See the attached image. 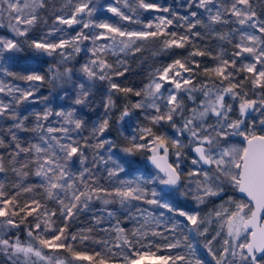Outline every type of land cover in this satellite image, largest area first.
<instances>
[{
	"label": "snow or ice",
	"instance_id": "6c2138e0",
	"mask_svg": "<svg viewBox=\"0 0 264 264\" xmlns=\"http://www.w3.org/2000/svg\"><path fill=\"white\" fill-rule=\"evenodd\" d=\"M68 2L71 4L72 0ZM116 3L119 5L121 0H116ZM123 6L132 12H136L138 8L169 13L176 20L185 22L179 26L186 25V32H168L167 29L174 21L163 15L155 18L156 23L147 22L144 25L147 30H127L107 20L93 19L97 11L93 0H78L70 16L57 15L53 22L54 25H66L69 28L81 25L74 36L65 38V29L54 26L44 36L29 41V33L40 20L38 10L46 7L45 0H0V18L7 13V27L12 33L10 38L0 37V73L13 79L32 82L31 87L23 89L6 85L0 80V93L13 95L16 105L13 107L0 101V118L7 117L13 121L7 129L13 143L9 145L4 139H0V148L13 149L9 153L11 171L21 181L30 175L38 179L37 184L13 185L17 191L11 196L4 190V183L0 182V218H3L0 228L19 229L25 224L27 236L31 241H35V244L25 245L18 235L14 240L0 237V246L9 260L20 254L26 258L34 255L47 260L50 257L42 255V249H62L70 253L73 260L89 261L90 264H109V261L117 256L113 248L108 247L109 241H93L103 244L106 254L102 255L97 251L94 255H89L84 251H77L69 241L84 244L90 237L83 232L79 235H69L66 231V222L69 219L83 212L93 211L91 205L93 201L98 200L105 206L118 204L120 209L128 213L130 219L135 220L138 215L144 217V223L131 232L119 227V223L113 229L116 233V243L113 247L120 249L122 264H141L146 256L156 255L154 252L141 250L151 246V241L147 245L143 243L149 232L142 229L149 220L159 225L164 212L161 211L157 217L133 202H143L183 217L191 225L190 231L206 236L208 228L204 227L201 231L206 221L198 213L178 207L174 203L173 194L186 198L191 194L192 199L203 204L209 197H219L231 190L233 195L225 202L230 208L221 204L215 212V217L221 221V230L226 228V238L223 239L219 255L212 245L221 235L220 231L211 239H206L204 247L215 264H264V92L258 93L257 98L252 99L244 89V84L249 81L253 89H264V19H258L251 0H228L227 3L225 0H188L187 6L197 9L189 13L194 18L191 21L189 15L180 16L169 7L146 0H136L135 7L130 0H123ZM106 11L122 21L139 22L134 21L132 16L127 15L118 6L109 4ZM232 23L238 27L228 32L216 31L215 26ZM198 26L205 28L216 39L233 44L236 49L232 53L233 58L226 59L222 48L215 55L211 51L197 48L192 42V37H202L201 32L194 31ZM86 29L90 31L86 32ZM96 29L102 31L96 32ZM57 33L61 35L58 40L54 39ZM161 36L165 37L162 41L164 51L172 48L182 49L190 44L194 50L184 61L176 59L167 66L156 69L151 81L141 90L122 87L116 83L113 77H122L128 71L124 66L126 61L117 60L113 65L105 58L106 55L109 52L114 56L139 52L141 49L136 46L137 41ZM85 41L90 42L91 47L82 48L81 45H84ZM98 41L107 43L98 44ZM25 44L37 57L58 55L61 57V63L74 58V54L81 51L91 54L79 69L83 80H74V71L70 67H65L63 71L57 69L51 77V81H55L59 87L69 86L74 91L75 95L69 108L61 106L54 109L48 104L47 96L36 97L39 89L35 82L44 83L45 75L31 69H25L22 73L12 72L6 67L9 62H16L17 54L24 51ZM195 56H209L217 62L214 67L203 69V75L209 77L211 86L209 83H195L200 62L189 60ZM237 58L240 59L239 67ZM257 65L260 66L259 69ZM121 68L123 70H120ZM232 69H235V72ZM239 72H246L251 76H245L237 83L235 78ZM182 73H187L188 76L185 77ZM217 79L219 83H216ZM97 81L108 82V93L103 103L104 114L93 122L89 135L85 137L81 133L87 127L88 121L82 109L91 107L92 90ZM165 84L172 87L165 89ZM162 89L168 94L165 95ZM181 92L193 102L197 99L194 95L196 92L202 93L204 97L196 107L189 110L187 117L183 115L185 103L184 98L179 95ZM15 93L19 95L15 96ZM117 93H123L125 97L128 94L142 97L132 103L131 107L124 105L117 118L118 123L132 117L133 110H140L150 125L132 128V134L126 137L129 146L122 149L124 155L119 158H116V153L113 152L115 143L107 138L101 139L110 128V113L116 107L114 96ZM37 100H42L46 105L41 111L21 114L16 110L26 102L35 103ZM234 111L237 113L235 117L232 115ZM177 115L182 119L180 125L175 122ZM30 118H34L32 127L26 123ZM163 124H169L174 130V135L153 130ZM17 131L35 133L36 142L29 141L27 146H23ZM179 137H186L187 143ZM232 138H239L240 142L232 143ZM93 140L96 142L92 143ZM88 148L94 153L91 167L87 166L89 157L85 154V149ZM105 148L108 153L106 157L99 153L100 149ZM186 148L195 155L189 157L185 152ZM170 149L171 154L175 156L172 162H169ZM140 152L150 153L147 160L154 167V173L137 174L132 179L118 180V186L111 189L99 183L96 175L99 164L111 163L112 167L105 169L107 177H119L120 173H125L127 168L136 163L130 157ZM21 155L24 159L19 161V167H16L17 158ZM3 161L4 156L0 154V173L8 171ZM36 188L43 190L45 200L55 201L59 205V214L65 221L63 227L54 226L53 217L56 216V211L49 210L40 200L32 198L25 200L23 204L20 203L21 193H33ZM236 194H239L240 199H234ZM101 211H106L109 217L115 215L114 211L106 207ZM29 216H34L35 219V223L30 226L26 225ZM94 219L97 224L102 222L100 217ZM207 222L211 223V220ZM179 227V223H174L171 231L175 232ZM87 231L90 232L91 229ZM49 232L52 233L50 237L46 235ZM150 234L153 237L162 235L155 230ZM184 240L187 241L188 237L185 236ZM137 245L140 247L137 248ZM179 246V241L166 245L167 248ZM186 247L189 249V256L168 255L159 256L157 259L160 264H177L178 261L180 264H207L196 255L192 243H187ZM57 264L65 262L61 260Z\"/></svg>",
	"mask_w": 264,
	"mask_h": 264
},
{
	"label": "rangeland",
	"instance_id": "374dc122",
	"mask_svg": "<svg viewBox=\"0 0 264 264\" xmlns=\"http://www.w3.org/2000/svg\"><path fill=\"white\" fill-rule=\"evenodd\" d=\"M78 0H72V3L69 4L68 0H45L46 7L43 9L38 10V15H40V27L37 29L36 34H32L35 30H32L27 39L30 41L33 38H40L44 36L48 30L54 26H59L65 29V38H70L76 34L77 31L80 30L81 25H73L72 27H68L66 25H54L55 17L57 15L61 16H70L71 12L74 9L75 3H77ZM93 3L95 4L97 11L92 17L93 19L97 21L107 20L110 23H116L118 26L127 29V30H136V31H143L147 30L144 28V25L152 21L153 23H156L155 18L157 16H168L170 19H173L174 23L173 25L169 26L167 29L168 32L175 31L178 34H184L186 32V25L184 27H181L179 25H183L184 21H178L175 17H172L169 13H163V12H156L153 10H142L138 9L136 12L130 11L128 8H124L123 6V0H121V3L117 5L116 0H93ZM130 3H132L133 7L136 5V0H130ZM253 8L255 9V6L258 5L257 17L258 19H264V0H252L251 1ZM112 4L114 6L120 7L127 15L132 16L134 21L139 22H132V21H122L118 17H115L112 13L106 11V6ZM179 11L178 13L180 16L189 15L191 11H197L195 7H189L188 0H178ZM159 5V4H158ZM242 7V6H241ZM98 13H101L100 16H97ZM44 14H47L46 17H43ZM189 15V20H193ZM234 20V18H231ZM8 24V18L7 13L5 12L3 14V17L0 18V37H11L12 33L10 32L9 28L7 27ZM216 31L218 32H228L232 28L238 27L236 24L232 23L231 25H217ZM90 31L88 29L85 30ZM96 32L102 31L99 29L94 30ZM194 31H199L202 33V37H192L193 44L201 49V50H207L211 51L213 55H215L217 52L220 51V49H224L225 51V58L231 59L232 53L236 51L233 44H229L227 41H220L216 39L211 33H208L205 28L197 27V29H194ZM259 35V33H257ZM61 38V35L59 33L56 34L54 39L58 40ZM21 40L25 38H20ZM165 39V37L161 36L158 38H149L148 40L143 41H137L138 47H140L139 52H127V53H120L118 56L112 55L110 52L106 55V59L109 63H112L115 65L117 63V60L126 61L125 67L128 68L127 72H134L140 74L143 79V86L142 89L147 85L152 77L155 75L156 69L163 68L167 66L168 64L172 63L176 59H181L182 61L185 60V58L189 57V53L194 50L192 44L187 45L185 48L178 49V48H172L167 51L162 50V41ZM98 44L107 43V41H98ZM235 43V41L233 42ZM85 46L91 47V43L88 41L84 42V45H81L82 48ZM71 51V49H69ZM91 54L87 53L85 51H81L79 54H74V58L61 63V57L58 55H54L53 57L48 56H40L37 57L31 49L28 48L27 44L24 45V51L22 53L17 54L18 59L16 62H9L6 67L9 68L12 72L22 73L25 69H31L40 72L41 74L45 75V82H35L36 87L39 89L38 91L42 89H49L50 95L47 96L48 104H50L54 109H58L59 107L63 106L65 109L69 108L72 105V99L75 95L74 91L69 87L65 86L64 88H61L57 85L55 81H51V77L54 74V72L59 69L60 71H63L65 67H70L74 71V80H83L82 74L79 72V69L82 64H84L89 58ZM247 56V54H245ZM249 61L251 58H248ZM189 60H195L200 62V69L197 70V75L195 76V83L199 85L200 83H209V77H206L203 75V69L205 67H214L216 65V61L210 58L209 56H195L189 58ZM46 64V65H45ZM240 65V59L237 58V67ZM259 65H257V68L259 69ZM120 70H123L122 68ZM232 71L235 72V69H232ZM183 76L187 77V73H182ZM245 76H251V74L246 72H239L236 75L235 82L239 83L244 79ZM114 81L118 84H120L122 87L124 85L123 82V76L122 77H113ZM0 80H2L6 85L10 86H19L23 89H28L31 87L32 82H24L18 79H13V77L6 76L3 73H0ZM51 81V82H50ZM219 83V80H216ZM227 84V81H225V85ZM172 87L171 85L165 84V89ZM165 89H162V92H164L165 95L168 93L165 91ZM244 89L247 90L249 98L256 99L257 94L264 92V89L256 88L253 89L252 85L249 82H246L244 84ZM36 92V94L38 93ZM65 92H67V95H65ZM93 93L99 94L98 96H92V105L90 108L82 109V113L85 116V119L88 121L87 127L82 131L81 135L87 137L89 135L90 128L93 124V122L97 121L99 118H101L104 114V98L108 93V82L107 81H97L95 83V86L92 90ZM185 93L181 92L179 95L184 98L185 103V114H190L189 110L191 109L190 103L186 101V98L184 96ZM15 96H18V93L14 94ZM36 97H45V96H36ZM97 98V99H95ZM114 99L116 100V107L111 111L110 113V128L109 130L104 134L101 139L107 138L112 140L116 147L113 149V152L116 153V158H119L120 156L124 155L122 152V149L124 147H128L129 143L126 137H128L130 134H132V128L138 127V126H150L148 121L144 119V117L141 115L140 110H133V116L126 118L124 122H117V118L120 115L119 108H123L125 104H128L129 107H131L132 103L137 102L138 100L142 99V97H137L135 95L130 96V94L125 97L123 93H117L114 96ZM0 101H3L5 104H11L13 107H16L15 100L13 98V95H9L7 92L0 93ZM100 101L102 102V105L100 104ZM45 103L42 100H37L35 103L26 102L23 105H20L16 110L19 111L21 114H27L29 111H41L45 107ZM102 106V107H100ZM236 112L234 111L232 113L233 117L236 116ZM258 115V114H257ZM112 119H115V121H111ZM55 120V118H53ZM175 122L180 125L181 124V117L177 115L175 117ZM211 122V121H210ZM13 121L8 119L7 117L0 118V139H4L6 144L11 145L13 142L11 141L10 135L7 134V129L12 125ZM29 127H32L34 123V118H30L28 122H26ZM58 126V125H57ZM131 126V127H130ZM157 133L164 132L168 135H174V130L171 128L169 124H163L162 126H156L153 129ZM17 136L20 138L23 146H27L29 141L36 142V134L33 132H20L17 131ZM184 143H187L186 137H179ZM92 143H95L96 141H91ZM239 138H232V143H239ZM107 147V146H106ZM11 148V147H10ZM12 149V148H11ZM13 150V149H12ZM170 149V160L171 162L175 160V156L171 154ZM185 152L189 157L194 156L193 153L190 151L189 148L185 149ZM99 153L101 155H104L105 157L108 155L106 148L100 149ZM0 154H3L2 148H0ZM85 154L89 157V163L88 167H91V159L93 156V150L91 148L85 149ZM150 153L147 152H140L137 153L134 157H130V159L134 160L136 163L133 167L127 168L125 173H120L119 177H114L109 179L107 177V171L105 170L107 167H112L111 163L108 165H104L103 163L99 164L98 169L96 170V175L99 178V183L102 184L106 188H113L117 187L118 180L121 179H132L137 174H148V173H154L155 169L152 168L148 164L147 156ZM4 155V154H3ZM10 160L5 159L4 156V165L8 169L5 173H0V182L4 183L6 185L7 183H10L11 187L17 183H22L23 185H28V177L24 178L23 181L19 177L16 176L15 173L11 171L12 165L9 162ZM187 163V162H186ZM18 167V166H16ZM75 167H78V165H75ZM187 167L185 168V171H187ZM35 178V177H34ZM37 179V178H36ZM10 180V182H9ZM38 180V179H37ZM105 180V181H103ZM186 183V182H185ZM194 187V186H189ZM14 188V187H13ZM6 191V189H4ZM182 190H184L182 188ZM7 192V191H6ZM26 197H22V199L25 201L32 199L31 193L25 194ZM233 193L231 190L228 192L222 194L219 197H209L205 203L199 204L196 200L192 199L191 194L186 198L184 196H180L178 194H173L174 203L178 207H183L186 211L190 212H196L199 214V216L206 221V223L201 227V231H203L204 227L208 228V234L206 236H201L196 232L190 231L191 225L188 224V222L178 215H175L173 213H168L164 209H158L156 206L144 204L143 202H133L137 204L141 209L147 210V212L153 213L155 216L159 217V213L161 211L164 212V217L160 218L161 222L159 225L149 220L148 224L145 225L144 229L142 231H148L149 236L146 240L143 241L144 244H148L149 241H151V246L148 249H141V250H148L150 252H154L155 256H146L141 264L145 261H159L157 257L159 256H177V255H184L189 256V249L186 247L187 243H192L193 246L196 249V255L202 259H204L207 264H215V261L212 260L211 255L207 252V249L204 247V244L206 242V239H211L213 235L216 234L217 231L221 232V235L217 238L216 241L213 242L212 248L216 252L217 255H219V251L222 246L223 239L226 238V228L224 230H221V221L218 220L215 217V212L219 210L220 205L224 204L225 208H230V205L225 203L228 200L229 196H232ZM234 199H240V196L236 194L234 196ZM21 204L23 202H20ZM55 204H57L55 202ZM93 211H87V213H91L94 217H100L103 224H106L105 227L106 232L103 235L102 233H98L96 230H91L88 232L87 230L83 231L84 234L88 235L90 239L86 241L84 244H80L79 241H69L73 243L74 248L77 251H84L89 255H94L95 252H101L102 255L106 254L105 246L101 243H93V241H109L108 247H112L113 251L117 253L116 258L109 261V264H122V257L119 255L120 249H116L113 247V245L116 243L115 236L116 233L113 230L117 223L120 225V219L122 217H127L129 221H133L137 228L140 226V224L144 223V217L143 216H137L135 220L128 218V213L124 211L123 209H120V206L118 204H111V205H103L101 201H93L91 205ZM107 208L109 210H112L115 212V215L112 217H109L107 215L106 211H101V209ZM49 210H55L56 216L53 217V220L55 221V227H63L64 225H61V223L65 222L63 217L59 214V205L57 204L55 207L52 206L48 208ZM135 210L133 209V212ZM147 213H145L146 215ZM35 215V214H34ZM211 220V223H208L207 221ZM35 223L34 216H32V224ZM174 223H179L180 227L177 228L175 232L171 231L172 225ZM123 228V227H122ZM155 230L157 232H160L161 236L153 237L151 236V231ZM67 233L71 235L67 229ZM49 237L52 235L51 232L47 233ZM79 235V234H77ZM187 236L188 240L185 241L184 237ZM165 237L167 239H165ZM176 241L180 242V246L176 248H167L166 245L169 243H175ZM159 246V247H157ZM137 248L140 247V245L136 246ZM0 249H2V246H0ZM45 249H42V253ZM48 254L53 255L54 253H57L59 255L65 254L66 256H69L71 258V254L64 251V250H53V249H47ZM20 254L19 256H21ZM110 255V254H108ZM31 256V255H30ZM99 259V258H97ZM59 260V259H58ZM55 264L58 262L56 260L50 261L51 264ZM177 264H180L178 261Z\"/></svg>",
	"mask_w": 264,
	"mask_h": 264
},
{
	"label": "trees",
	"instance_id": "16d2710c",
	"mask_svg": "<svg viewBox=\"0 0 264 264\" xmlns=\"http://www.w3.org/2000/svg\"><path fill=\"white\" fill-rule=\"evenodd\" d=\"M252 1V0H251ZM146 2H150V3H155V4H159L163 7H169L171 9L172 12H177L179 11V6L180 4H178V0H146ZM225 2L227 3L228 0H225ZM258 5L255 6V11H257L258 9ZM101 13H98L97 16H100ZM47 14H44L43 17H46ZM40 17V15H39ZM41 20H39V22L36 24V26L34 27L33 30L36 29V31H34L32 34H36L37 29L40 27V22ZM231 25V24H229ZM46 65V64H45ZM46 76V74H45ZM143 77L138 74V73H134V72H126L125 75L123 76V82L125 87H131L134 90H141L142 86H143ZM216 83H218L216 81ZM210 84V82H209ZM211 86V84H210ZM50 88L47 89H42L40 91H38V93L36 94V96H51L50 92H49ZM99 94L93 93L92 96H98ZM194 95L197 97L196 101L193 102L191 100L187 99V95L184 94L186 101L188 103H190L191 108L196 107L200 100L204 99L202 93L200 92H196L194 93ZM130 96H133L132 94H130ZM97 99V98H95ZM100 104L102 105V102L100 101ZM102 107V106H100ZM123 108H119L118 111H122ZM183 115L185 117H187L189 114H185L183 113ZM111 121H115V119H112ZM181 123H182V119H181ZM3 151V156H5V159L10 160L11 157L9 155V153L12 151V149L9 147L7 149L2 148ZM18 162L16 164V166L19 167V161H22L24 159V156L21 155L20 157L17 158ZM105 181V180H103ZM10 182V180H9ZM38 180L36 178H34L33 176H29L28 177V185H32V184H37ZM5 189L7 191V194L9 196L15 194V192L17 191L16 188L11 187L10 183H7L5 185ZM43 190L40 188H36L35 191L33 193H31V198H35L37 200H40L42 204H45L47 206V208H50L52 206H56L57 204H55V201H50V200H45V198L42 195ZM26 193H21L19 199H22V197H26L25 195ZM28 195V193H27ZM28 198H26L27 200ZM20 202H24L23 200H20ZM23 204V203H22ZM18 219V218H17ZM120 225L121 227H123L126 232H131L132 229L137 228V225L132 221H129L127 219V217H122L120 220ZM3 223V218H0V224ZM67 230L72 233V234H80L81 232L91 229V230H96L99 234L102 233L101 235L104 236L106 229L105 227L107 226L106 224H103L102 222L97 224L96 220L94 219V216L91 215V213H87V212H83L81 214H79L78 216H76L73 219H69L67 222ZM65 222L61 223V225H64ZM26 225H32V216H29L27 218L26 221ZM20 237V240L27 245L28 243H33L35 244V241H31L30 238L27 236V230H26V226L25 224H22L20 226L19 229H15V228H0V237L3 238H10L12 240H14L16 238V236ZM37 247H39V245H36ZM47 249L44 250V252L42 253V255L50 257V259L47 260H42L38 257H35L34 255H31L29 257H24L23 254L21 256H17V257H13L11 260H9L8 255L5 254V252L3 251V248L0 249V264H51L50 261L56 260V261H61L63 260L65 262V264H90L89 261H79V260H73L72 258H70L69 256H66L65 254L63 255H59L57 253H54L53 255L48 254ZM59 259V260H58ZM55 264V261H54ZM142 264H160L159 261H145Z\"/></svg>",
	"mask_w": 264,
	"mask_h": 264
},
{
	"label": "water",
	"instance_id": "95a60500",
	"mask_svg": "<svg viewBox=\"0 0 264 264\" xmlns=\"http://www.w3.org/2000/svg\"><path fill=\"white\" fill-rule=\"evenodd\" d=\"M193 153V152H192ZM193 155H195L194 153H193ZM169 162H171V160H170V157H169ZM148 164L152 167V168H154L151 164H150V162L148 161ZM239 195V194H238ZM57 264V263H56Z\"/></svg>",
	"mask_w": 264,
	"mask_h": 264
}]
</instances>
